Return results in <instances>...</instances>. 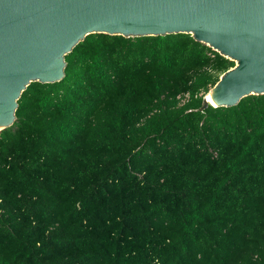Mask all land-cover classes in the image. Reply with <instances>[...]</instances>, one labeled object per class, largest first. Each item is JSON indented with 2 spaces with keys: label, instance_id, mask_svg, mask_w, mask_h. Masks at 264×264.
I'll use <instances>...</instances> for the list:
<instances>
[{
  "label": "trees",
  "instance_id": "trees-1",
  "mask_svg": "<svg viewBox=\"0 0 264 264\" xmlns=\"http://www.w3.org/2000/svg\"><path fill=\"white\" fill-rule=\"evenodd\" d=\"M66 61L0 130V264H264V94L200 110L235 62L190 33Z\"/></svg>",
  "mask_w": 264,
  "mask_h": 264
},
{
  "label": "water",
  "instance_id": "water-1",
  "mask_svg": "<svg viewBox=\"0 0 264 264\" xmlns=\"http://www.w3.org/2000/svg\"><path fill=\"white\" fill-rule=\"evenodd\" d=\"M92 33H190L233 60L200 110L264 94V0H0V130L32 82L66 76V55Z\"/></svg>",
  "mask_w": 264,
  "mask_h": 264
},
{
  "label": "built area",
  "instance_id": "built-area-1",
  "mask_svg": "<svg viewBox=\"0 0 264 264\" xmlns=\"http://www.w3.org/2000/svg\"><path fill=\"white\" fill-rule=\"evenodd\" d=\"M190 97L189 93H186L184 96H180V98L182 99V103H185L186 100H188Z\"/></svg>",
  "mask_w": 264,
  "mask_h": 264
},
{
  "label": "bare ground",
  "instance_id": "bare-ground-1",
  "mask_svg": "<svg viewBox=\"0 0 264 264\" xmlns=\"http://www.w3.org/2000/svg\"><path fill=\"white\" fill-rule=\"evenodd\" d=\"M208 100L211 102V98H210V95H208Z\"/></svg>",
  "mask_w": 264,
  "mask_h": 264
}]
</instances>
